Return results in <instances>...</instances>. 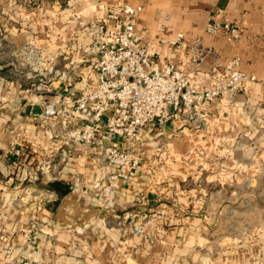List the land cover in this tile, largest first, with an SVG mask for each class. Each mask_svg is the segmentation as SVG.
Segmentation results:
<instances>
[{"label":"crops","instance_id":"obj_1","mask_svg":"<svg viewBox=\"0 0 264 264\" xmlns=\"http://www.w3.org/2000/svg\"><path fill=\"white\" fill-rule=\"evenodd\" d=\"M121 1L142 7L135 32L154 52L155 69L171 64L190 85L219 90L220 97L204 118L169 110L163 125H148L131 139L100 132L88 147L76 138L86 121L72 102L96 84V55L87 65L63 40L68 34L92 42L99 25L114 29L108 16L114 0L17 12V25L7 28L18 40L10 56L39 48L49 65L65 69L41 73L48 83L26 82L11 77L14 59L0 57V264L19 257L40 264H264L262 239L208 235L203 204L188 199L196 190L185 184L243 180L264 164V0ZM222 15L239 27L238 41L206 33ZM179 33L185 50L163 43ZM64 52L72 54L69 61L58 59ZM235 58L255 81L229 93L222 79ZM47 105L53 115H45ZM22 144L28 155L16 157ZM107 148L140 158L109 202L90 188L118 171L102 159Z\"/></svg>","mask_w":264,"mask_h":264},{"label":"built area","instance_id":"obj_2","mask_svg":"<svg viewBox=\"0 0 264 264\" xmlns=\"http://www.w3.org/2000/svg\"><path fill=\"white\" fill-rule=\"evenodd\" d=\"M141 12V6L114 0L108 13L114 19V29L97 27L98 32L92 40L97 82L94 86H84L72 102L74 114L86 121L76 138L88 147L94 146L100 132L131 139L148 125H163L169 110L204 118L205 108L212 106L220 97L219 90H199L190 85L171 64L162 70L153 67L154 52L135 32V23ZM206 33L221 36L228 43L241 37L239 27L224 15L208 25ZM163 43L182 50L187 48L181 33ZM239 66V58L229 62L227 75L222 79L226 92L233 93L241 83L255 81L253 75L241 72ZM53 114V106L47 105L45 115ZM28 151L27 144H22L13 150V154L21 157L28 155ZM102 159L118 171L104 181L91 184L90 188L99 198L109 202L119 182L126 181L131 172L138 170L140 158L127 151L107 148ZM10 264L40 263L19 257Z\"/></svg>","mask_w":264,"mask_h":264},{"label":"rangeland","instance_id":"obj_3","mask_svg":"<svg viewBox=\"0 0 264 264\" xmlns=\"http://www.w3.org/2000/svg\"><path fill=\"white\" fill-rule=\"evenodd\" d=\"M69 3H71V0H0V57L14 59L15 71L11 72L13 79H19L17 75H20V77L23 76V80L26 82L36 80L39 83L40 81L37 79H41V81L49 80V72L53 74L56 69L60 72L65 69L61 64H57L55 68L52 64L49 65L47 61L51 59L48 58L47 53L39 48L33 50L27 48L23 53L20 52L10 56L12 43L18 40L17 38L12 40L9 37L7 28L17 25V12L30 10L39 13V11H51L52 9L61 10L67 8ZM5 40L10 42L8 47ZM63 41L66 47L71 48L78 54V57L89 59L88 63L86 62L87 65L92 64V59L95 56L92 52V42H80L77 36H69L68 34L64 35ZM24 45L25 47L29 46L28 43ZM3 52L5 54H2ZM71 55V53L66 54L64 52L58 56V59L62 61V59L68 57L69 61ZM17 71L22 72L23 75L17 73ZM41 73H48L49 77H43ZM255 170L258 172L256 175L253 174L254 176L243 180L233 179L227 184L218 183L217 181L206 182L205 180L195 182L193 180L188 184L185 182L188 189L196 190V195L193 192L188 199H198L202 202L207 224H209L206 230L209 233L208 235H212L214 239L229 237L236 242L247 240L256 243L260 238L263 244L264 164ZM214 171H216V168ZM201 189L205 193H197ZM260 257L262 256L260 255Z\"/></svg>","mask_w":264,"mask_h":264}]
</instances>
